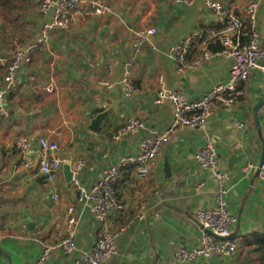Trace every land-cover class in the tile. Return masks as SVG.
Here are the masks:
<instances>
[{
  "label": "crops",
  "instance_id": "1",
  "mask_svg": "<svg viewBox=\"0 0 264 264\" xmlns=\"http://www.w3.org/2000/svg\"><path fill=\"white\" fill-rule=\"evenodd\" d=\"M32 1L30 13L34 15L28 20H34L36 29L31 42L39 37L43 24ZM217 1L245 7L253 0ZM108 2L112 15L92 17L67 32L53 34L48 48L33 54L16 76L18 91L5 104L10 118L0 126V264H36L46 247L57 246L64 239L70 208L77 218V251L71 256L56 251L45 264H75L81 250L96 245L102 228L78 202L76 189L65 179L64 166L53 186L38 169L21 166L14 147L17 139L45 137L57 143L59 150L54 155L72 169L86 159L88 166L79 178L90 189L107 168L124 157L137 155L143 138L172 127V105L155 104L160 79L168 90L181 91L190 100L201 98L228 79L227 60L213 58L195 71L182 74L169 55L173 46L200 29L204 38L195 45L191 57L220 50L218 37L223 27L206 0H195L192 5H175L174 0ZM261 4L258 32L264 45V0ZM150 26L158 29L151 38L155 49L144 47L132 68L135 93L127 98L123 85L126 64L136 33ZM14 50L4 40L0 42V85L4 84L6 64ZM105 83L113 89L108 90ZM50 84L55 87L52 93L44 91ZM116 93L123 101L119 112L98 134L90 132L91 119L112 105L111 95ZM260 104L261 134L253 112ZM128 119L141 120L145 128L114 141V133ZM238 122L245 128H239ZM210 142L217 147L221 168L230 176L228 208L238 220L235 234L238 232L243 240L232 260L203 259L195 264H261L257 243L264 239V178L256 175L264 153V73L259 71H254L245 84L236 112H216L205 127L180 128L164 145L147 177L141 178L134 166L124 171L118 184L124 210L109 217L111 229L122 232L111 264H177L174 255L178 249L197 245L201 235L197 215L214 206L217 183L211 171L199 167L195 155ZM35 146L38 161L39 147ZM227 148L244 155L233 171L228 169ZM54 195L58 201L53 200Z\"/></svg>",
  "mask_w": 264,
  "mask_h": 264
},
{
  "label": "built area",
  "instance_id": "2",
  "mask_svg": "<svg viewBox=\"0 0 264 264\" xmlns=\"http://www.w3.org/2000/svg\"><path fill=\"white\" fill-rule=\"evenodd\" d=\"M34 1L43 24L39 37L28 44L18 45L11 60L6 64L4 84L0 85V126L10 118L5 104L18 91L16 84L18 72L24 63L30 61L33 54L48 48L53 34L67 32L77 24L89 21L92 17L107 18L113 14L108 0ZM194 1L174 0V4L192 5ZM206 5L218 17L223 27L218 37L220 50L216 53L206 50L201 55L191 57L195 45L204 38V30L200 29L173 46L169 55L182 74L195 71L213 58L227 60L230 63L227 81L212 87L201 98L190 100L181 91L168 90L164 80L160 79V89L155 104L162 105L169 102L172 105L175 115L172 127L160 135L143 138L137 155L124 157L117 165L107 168L103 177L90 189H86L79 178L88 166V161L81 159L73 169L71 168L73 173L71 185L78 193V202L84 205L102 226L96 245L90 250H81L75 264H111V259L117 255L116 241L122 232L111 229L109 217L111 214L124 210V205L118 196V184L124 171L134 166L141 178L147 177L151 165L160 157L164 145L180 128L205 127L216 112H236L244 96L245 84L249 82L252 73L254 71L264 73V45L261 43L258 32L261 0H253L245 7L227 6L217 0H206ZM157 34L158 29L154 26L136 33L133 53L126 64L123 79L127 98H132L135 93L131 83L132 68L138 62L145 46L149 45L155 49L151 38ZM112 68L113 66L109 67L110 72ZM105 86L108 90L113 89L110 83H105ZM54 88V85L50 84L44 88V91L52 93ZM237 125L241 129L245 128V124L241 122ZM144 128L145 124L141 120L128 119L114 133L113 140L117 142L125 137L136 135ZM35 145H38L40 154L37 168L39 175L53 186L64 166V161L54 155L59 150V146L45 137L17 139L14 147L19 153L21 166L25 169L31 168L37 160ZM195 160L200 168L211 171L216 180L215 203L212 208L202 210L197 215V221L201 226L197 245L182 246L175 252L174 260L177 264H195L199 260L214 258L232 260L243 239L235 235L238 220L228 208L230 176L221 168L218 150L214 143L210 142L200 148L195 155ZM261 175L264 178V164ZM52 198L58 201L57 195ZM74 211V208L68 211L70 217L64 239L57 246L46 247L36 264H45L56 251H60L65 256H71L77 251L75 242L77 218L74 216ZM137 218L143 219L144 216L138 215ZM1 224L0 220V226Z\"/></svg>",
  "mask_w": 264,
  "mask_h": 264
},
{
  "label": "water",
  "instance_id": "3",
  "mask_svg": "<svg viewBox=\"0 0 264 264\" xmlns=\"http://www.w3.org/2000/svg\"><path fill=\"white\" fill-rule=\"evenodd\" d=\"M111 97H112V105L108 109L102 111L101 113L97 114L93 119H91L90 125L88 127L90 132L98 134L101 131L102 127L105 125V123L108 121V119L111 117H114L119 112L120 106L123 103L120 93L112 94ZM262 105L263 104L257 105L253 110L254 122H255L257 131L260 134L262 132V123H261L260 118H259V111L261 110ZM227 151L229 154L228 169L230 171H233L236 164H238L244 158V155L239 156L233 150H231L229 148H227ZM263 164H264V153H263L260 165L257 169L256 177H260ZM37 168H38V161L35 162V164L30 168V170L36 171ZM166 172L169 173L168 167L166 169ZM64 175H65V179H66L67 183H71L72 179H73V173L71 171V165L70 164L64 165ZM170 176L171 175L169 174V178H170ZM235 235L237 236L238 232Z\"/></svg>",
  "mask_w": 264,
  "mask_h": 264
},
{
  "label": "trees",
  "instance_id": "4",
  "mask_svg": "<svg viewBox=\"0 0 264 264\" xmlns=\"http://www.w3.org/2000/svg\"><path fill=\"white\" fill-rule=\"evenodd\" d=\"M27 4V0H0V42L2 28L5 30L17 26L18 22L24 20L29 10ZM257 244L261 264H264V239H260Z\"/></svg>",
  "mask_w": 264,
  "mask_h": 264
},
{
  "label": "rangeland",
  "instance_id": "5",
  "mask_svg": "<svg viewBox=\"0 0 264 264\" xmlns=\"http://www.w3.org/2000/svg\"><path fill=\"white\" fill-rule=\"evenodd\" d=\"M28 4V12L24 20L21 22H18L17 26H11L9 28H5V30L2 28L1 36L2 40L5 41V44H7L10 48H16L20 44H26L31 42L30 39H32L34 31H35V22L34 20H28V16H33L34 14L30 11L34 8V2L32 0H27ZM29 41V42H28Z\"/></svg>",
  "mask_w": 264,
  "mask_h": 264
}]
</instances>
